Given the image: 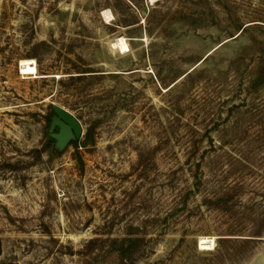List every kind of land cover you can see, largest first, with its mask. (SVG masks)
<instances>
[{"label":"rangeland","instance_id":"obj_1","mask_svg":"<svg viewBox=\"0 0 264 264\" xmlns=\"http://www.w3.org/2000/svg\"><path fill=\"white\" fill-rule=\"evenodd\" d=\"M0 264H264V0H0Z\"/></svg>","mask_w":264,"mask_h":264},{"label":"water","instance_id":"obj_2","mask_svg":"<svg viewBox=\"0 0 264 264\" xmlns=\"http://www.w3.org/2000/svg\"><path fill=\"white\" fill-rule=\"evenodd\" d=\"M51 119V137L57 141L58 148H64L73 140L82 137L83 128L80 121L68 110L56 108ZM57 129V132L55 130Z\"/></svg>","mask_w":264,"mask_h":264},{"label":"bare ground","instance_id":"obj_3","mask_svg":"<svg viewBox=\"0 0 264 264\" xmlns=\"http://www.w3.org/2000/svg\"><path fill=\"white\" fill-rule=\"evenodd\" d=\"M103 15L107 21L113 18L110 10H105ZM112 47L117 49L121 54H126L129 52V45L124 37H119L112 41ZM20 73L22 75H32V76H40L38 75L37 63L35 59H23L20 61ZM215 245L214 240L207 238H200L198 246L201 250L208 249V247H212ZM211 249V248H210Z\"/></svg>","mask_w":264,"mask_h":264}]
</instances>
